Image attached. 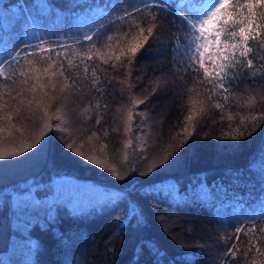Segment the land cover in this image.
<instances>
[{
    "label": "trees",
    "instance_id": "obj_1",
    "mask_svg": "<svg viewBox=\"0 0 264 264\" xmlns=\"http://www.w3.org/2000/svg\"><path fill=\"white\" fill-rule=\"evenodd\" d=\"M140 7V0H0V47L19 45L17 50L31 52L43 41L64 44L69 46V57L78 63L77 55L88 46L83 34L99 32L96 47L106 51V38L113 36L111 47L118 54V47H126L125 34L131 41L137 33L135 22L147 23L150 15L142 12L131 19L116 18L123 15L122 9L131 12ZM168 20L171 26L149 40V51L138 54L132 66L137 69L133 75L139 78L135 95L152 97L149 104L140 106L143 120L137 125L145 132L141 137V143L146 141L149 147L145 155L152 159L144 164L130 150L129 160L123 159L127 61L113 60L115 68L99 59L89 63L88 75L96 70L103 95L91 90L82 68L72 70L79 74V92L61 93L63 79L58 77L52 93L57 100L50 114H56L58 106L67 113L66 135L50 132L48 137L55 139L49 140L42 153L0 160V264H154L156 260L160 264H217L224 251L220 238L233 233L235 227L255 226V237H264L259 231L264 227L259 216L264 206V123L253 127L244 119L264 112L261 80L240 76L227 102L205 92L211 86L200 83L202 76L185 64L179 50L174 52L176 44L183 49L187 26L177 17ZM160 40L164 45H159ZM253 47L254 64L264 69V49ZM31 59L36 67L47 66L39 57ZM21 63L24 67L13 65L8 73L25 70L27 62ZM157 77L166 78L171 86L153 96ZM6 83L11 97H0V117L11 114L16 128L9 132L10 125L0 121L6 129L0 132V150H20L39 137L40 113L27 110L30 93L17 96V86L11 80ZM4 88L5 82H0V92ZM250 94L256 95L251 107L247 105ZM190 98L197 101V115L191 123L186 120L193 107ZM5 101L9 108L2 107ZM97 103L100 109H95ZM214 103L227 106L220 110ZM18 106L19 117L11 111ZM98 116L103 117L100 125L94 122ZM185 127L195 132L187 144L184 135H177ZM237 128L251 135L229 138L227 134H236ZM105 131L108 136L103 135ZM69 139L76 151L64 147ZM177 150L183 155L174 165L148 177L132 173L118 179L106 170L115 165L121 175L135 167L145 172L149 164ZM93 159L105 167L92 163ZM107 190L120 199L113 202ZM77 194L89 203L75 207L60 199ZM132 202L142 213V223L128 217L127 205ZM248 239L241 233L238 246L244 249ZM35 244L38 250L33 249ZM145 244L159 248L160 256L145 250L138 257ZM252 256L239 255L238 264H250Z\"/></svg>",
    "mask_w": 264,
    "mask_h": 264
},
{
    "label": "snow or ice",
    "instance_id": "obj_2",
    "mask_svg": "<svg viewBox=\"0 0 264 264\" xmlns=\"http://www.w3.org/2000/svg\"><path fill=\"white\" fill-rule=\"evenodd\" d=\"M142 7L133 8L129 12L127 9H122L123 15L118 16V21L124 19H131L133 16H138L142 12H148L150 19L147 23L143 21L135 22L134 26L137 30L135 36L131 41L127 40L125 34L126 47H118V54L116 49L111 47L113 36H107V43L105 44L106 51H101L96 47V41L99 38V32H92V34H83V40L88 42L85 51L77 55V62L69 57V46L64 44L52 45L47 41L36 45L34 50L28 52L26 50H17L19 45L12 47L5 45L0 47V82H5V88L0 92V97H11V92L8 90L7 81L11 80L12 84L16 85L19 91L17 96H23L25 92L31 94L32 98L27 102V110L35 115V112L40 113V133L38 138L29 143L26 147H21L20 150H0V160H8L10 157H22L24 153L36 155L42 153L45 145L49 140H54L55 137H48L50 132L63 133L66 135L67 113L61 108H56V114H50L52 104L57 100L53 96L57 89L56 79L58 77L63 79V85L60 88L61 93L79 92L82 85L79 83V74H74L73 69L82 68L85 80H90L91 90L103 95L102 80L97 75L96 70L92 69L89 77V63L99 59L105 65L116 67L113 60L123 64L127 61L129 68L126 71L125 78L127 84L125 87V94L128 96V106L123 114V132L124 140V156L125 162L129 160V150L131 155L137 159L142 160L144 164L152 159L151 156L145 155L149 151L146 141L142 144L141 137L145 135L144 130L137 127L138 123L142 122L143 117L140 111L141 105H147L151 102V96L138 97L135 95L136 84L139 83V78L133 75L137 69L132 67L137 61L138 54L149 51L150 39H155L157 35H162L166 30V25L171 26L169 17L179 18L186 26L188 35L185 37L183 49H179V45H174V52L179 50V55L183 58L185 64L197 75L202 76L200 83L210 85V88H205V92L211 95H216L227 102L232 94L233 88L238 87L237 81L240 76L246 75L254 82L257 78L261 80V85L264 87V69H257L254 64L253 54L254 47L264 49V0H140ZM154 13V14H153ZM163 13V15H161ZM23 43V41H21ZM159 45H164L165 41L160 40ZM119 45V42H118ZM83 47V45H81ZM148 46V47H146ZM29 45H25L27 49ZM11 48V50H9ZM55 54V58L51 54ZM31 57H39L40 61H47V66L40 68L34 65ZM22 61L27 62V68L23 71H15L11 74L7 69L16 65L17 68L24 67ZM67 73V74H66ZM46 81V82H43ZM71 81V83H69ZM152 95H157L159 92L170 88V82L163 77H157L154 82ZM194 91V89H193ZM211 95L209 98H211ZM15 99V98H13ZM67 99V97H63ZM264 99V95L261 96ZM193 105L192 112L187 116V122L191 123L194 116L197 115L196 104L197 101L191 100ZM256 103V95L250 94L248 96L247 105L249 107ZM23 104V101H20ZM216 109L223 110L226 103H214L212 105ZM3 108H9L5 101ZM107 109V105L103 106ZM101 105L97 103L95 109H100ZM200 108L199 111H203ZM17 117L21 114V108L18 106L11 109ZM88 111V109H85ZM91 119V118H89ZM102 116L95 118L94 122L97 125L102 123ZM231 119V116H229ZM245 120H250L253 127H256L257 122L264 123V112H258L245 117ZM0 121H6L10 127L7 129L16 128L13 123V116L5 112ZM244 121L242 120L241 123ZM6 129L0 127V132ZM19 131V129H17ZM113 131L119 132V128H114ZM108 136V132L103 133ZM177 135H184V144H187L189 138L195 136V132L189 131L185 127L182 132ZM229 138L240 140L245 136H250L251 133L240 132L239 128L236 134L228 133ZM92 136H96L93 132ZM47 137V139H46ZM64 137L61 136V139ZM64 147L70 151H76L74 142L65 140ZM106 147V145H105ZM183 147V144L181 145ZM185 151L187 149L185 148ZM77 155L89 159L83 152H77ZM183 153L177 150L175 153L169 152L166 156L158 159V162L148 165L147 171L141 172L139 167L131 168L129 172L121 175L116 170L115 165L106 170L116 176L118 179H125L128 174L137 173L143 176H150L158 169L163 170L164 167H171ZM264 161V156L261 157ZM92 163L98 164L99 167L104 168L105 165L95 159ZM110 199L115 202L120 199L118 195H112ZM257 203H261L259 200ZM128 217L142 223V213L137 211L135 202L129 203ZM259 216L264 219V206L259 212ZM46 227V226H45ZM119 227V224L117 225ZM264 233V227L259 229ZM257 228L255 226L235 227L233 233L225 234L221 237V243L224 247L222 255L219 257L217 264H238L237 257L239 255L245 256L247 259L248 253H253L250 264H264V248L261 247L260 239L255 237ZM241 233L249 236L247 244L244 249L238 245L242 243L240 240ZM63 239V236H60ZM228 241H231L230 243ZM39 245L33 246L34 250H38ZM147 250L154 257L160 256V249L149 247L148 244L142 245L137 253L139 257ZM154 264H160L159 260L154 261Z\"/></svg>",
    "mask_w": 264,
    "mask_h": 264
},
{
    "label": "rangeland",
    "instance_id": "obj_3",
    "mask_svg": "<svg viewBox=\"0 0 264 264\" xmlns=\"http://www.w3.org/2000/svg\"><path fill=\"white\" fill-rule=\"evenodd\" d=\"M63 181H66V180H63ZM68 183H70L69 181H67ZM66 182V183H67ZM65 183V182H64ZM104 189H108V188H104ZM108 191V190H107ZM116 192H114L113 190H109L107 192V195L110 197L112 195H115ZM79 194L77 195H74V196H67L66 198H60L62 201H66L68 202L69 205L73 206V205H76L75 207H81L83 206L84 204H88L89 202L87 203H84L83 202V199H80V196H78Z\"/></svg>",
    "mask_w": 264,
    "mask_h": 264
}]
</instances>
